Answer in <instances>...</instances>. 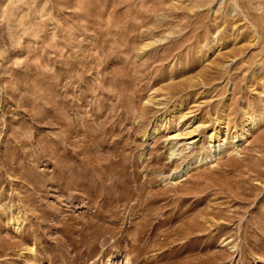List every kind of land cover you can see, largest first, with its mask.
<instances>
[{
    "label": "rangeland",
    "instance_id": "obj_1",
    "mask_svg": "<svg viewBox=\"0 0 264 264\" xmlns=\"http://www.w3.org/2000/svg\"><path fill=\"white\" fill-rule=\"evenodd\" d=\"M0 264H264V0H0Z\"/></svg>",
    "mask_w": 264,
    "mask_h": 264
},
{
    "label": "bare ground",
    "instance_id": "obj_2",
    "mask_svg": "<svg viewBox=\"0 0 264 264\" xmlns=\"http://www.w3.org/2000/svg\"><path fill=\"white\" fill-rule=\"evenodd\" d=\"M184 116H186V114H182V117H184ZM253 125H255V123H253V121H249L248 123H246V126L248 128L252 127ZM182 128H183V130H182ZM189 128H190V126H188V125L185 126L184 124L182 125V127L176 128L174 131L175 134L173 135L172 138L180 140V139H187V138L195 137L196 136V134H195L196 128H192V129H189ZM179 130H182L183 133L180 132ZM219 134H220V131L214 132V130H211L210 134L208 135L209 143H211L210 147H211V149H213V152L220 151L221 143L219 141ZM190 136H192V137H190ZM196 140L197 139L192 138L189 140L188 144L194 143ZM15 223H16V226H14V227L19 228L20 223H18L17 221Z\"/></svg>",
    "mask_w": 264,
    "mask_h": 264
}]
</instances>
